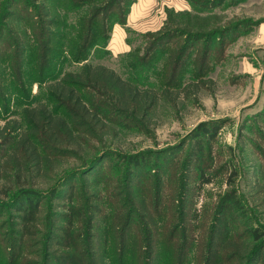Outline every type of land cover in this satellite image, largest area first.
Masks as SVG:
<instances>
[{
    "label": "rangeland",
    "instance_id": "obj_1",
    "mask_svg": "<svg viewBox=\"0 0 264 264\" xmlns=\"http://www.w3.org/2000/svg\"><path fill=\"white\" fill-rule=\"evenodd\" d=\"M113 1L120 11L98 21L106 31L136 0H0L1 126L20 119L27 106L49 103V84L80 70L84 63L73 59L83 52L79 21ZM167 2L161 30L127 28L129 52L114 57L100 47L90 59L156 91L159 100L146 115L120 116L89 91L100 123L74 127L82 149L53 161L54 184L22 180L56 189L27 226L22 216L29 211L18 212L23 201L14 198L20 183L7 163L9 144L0 143V264H60L68 253L88 264L90 245L99 247L106 231L109 243L97 258L116 264L114 247L129 214V238L145 237L149 224L156 252L179 226L176 242L193 243L186 264H208L212 251L225 260L259 246L252 262L264 264V0ZM200 173L211 182L201 186ZM74 214L79 219L69 225ZM114 224L120 226L111 234ZM66 230L79 242L76 250L64 246ZM228 244L235 246L229 252Z\"/></svg>",
    "mask_w": 264,
    "mask_h": 264
},
{
    "label": "trees",
    "instance_id": "obj_2",
    "mask_svg": "<svg viewBox=\"0 0 264 264\" xmlns=\"http://www.w3.org/2000/svg\"><path fill=\"white\" fill-rule=\"evenodd\" d=\"M122 1L118 0L120 3ZM131 3L130 1L126 14L123 15L121 13L120 18L118 17V20L114 21L110 31L105 30V23L99 26L98 21L102 16L108 17L112 10L120 11L116 2H109L105 11L100 8L94 11L96 9L94 8L92 12L85 13L79 21V26L84 32V43L81 48L83 52H73L74 62L78 64L84 63L80 70L77 72H66L59 79L49 84L47 91L49 103L27 106L22 109L20 119L12 122L8 121L5 126L0 125V143L2 144L3 141L8 142L5 144H9L6 151V155H8L7 163L14 164L16 182L20 183L14 198L29 205L28 208H25L24 204L21 203L17 207L18 212L29 211V213L22 216L26 226L35 220L39 202L50 197L47 196L49 192L51 196L56 193L53 184L56 182L55 179L58 178L57 176H52L53 161L70 157V155H73L75 148L82 149V146L77 141L81 132L74 131V127H80V123L83 120L94 126L96 122L100 123V116L97 114V110H101L93 105L91 97L88 95L89 91L97 95L102 104L106 103L105 107L110 108L113 113H117L120 116L130 113L146 115L160 98L156 91L142 89L139 85L125 79L115 69L104 65H94L93 62H90V59L97 55V49L108 46L114 26L126 24ZM46 26L48 25L46 24ZM94 37L105 42L99 44ZM89 50L93 51L90 57L87 55ZM168 62L169 64H176V56L171 55ZM203 126L201 125L200 127ZM217 133L218 128L211 132V137L214 138ZM131 162L134 163L133 160ZM77 175V171L72 173L73 177ZM25 177L26 180L30 181L36 177L38 179L37 183H39V180L53 181V186L46 190L36 184V186L31 184V186L26 187V183L22 182ZM200 182L201 186H203L209 184L211 179L200 173ZM9 193L7 194L8 197H10ZM118 214L119 212H115L113 218L114 221L119 223L120 218H116ZM72 217L68 221L69 225H72L75 219H79L78 214L76 216L74 214ZM131 223L132 215L129 214L121 228L122 240L119 250L117 246L114 247L117 256L116 264H186L187 253L192 248L193 243L188 245L186 242H176L175 235L179 226L176 225L171 234L165 237L161 246V251L163 252H156L157 242L155 234L149 229V224L146 226L145 237L142 234L138 235V237L144 239L143 241L139 240L138 237L129 238L128 231ZM119 226H115V224L111 226V234L112 232L117 233ZM66 231L70 242L64 246L67 249L76 250L79 247V242H76L74 235L69 230ZM28 234L29 230L27 229L25 235L28 236ZM105 234L106 238L104 240L101 239L99 247L101 244L108 245L109 243L107 237L109 232L106 231ZM259 239L260 236L256 235L255 240ZM99 247L90 245L88 254L91 259L88 264H110L105 259L99 258V260L97 258ZM234 247L228 244L225 249L229 252ZM261 247L259 246L252 253L251 250H247L245 253H242L241 250H236L231 255H228L229 257L227 256L225 260L217 257L218 253L212 251L208 264H241L244 260L249 264H253L261 251ZM45 248H47V245H45ZM222 249H224V245ZM82 261L78 254L74 253L64 254L59 260L60 264H84ZM12 264H15L14 261Z\"/></svg>",
    "mask_w": 264,
    "mask_h": 264
},
{
    "label": "crops",
    "instance_id": "obj_3",
    "mask_svg": "<svg viewBox=\"0 0 264 264\" xmlns=\"http://www.w3.org/2000/svg\"><path fill=\"white\" fill-rule=\"evenodd\" d=\"M168 5L167 0H136L133 2L126 24H117L114 27L111 40L108 44L113 56L117 57L130 51V46L127 44V28L138 32L141 29H145V31L161 30L165 26L168 9L171 8ZM156 8L161 9L158 10Z\"/></svg>",
    "mask_w": 264,
    "mask_h": 264
}]
</instances>
